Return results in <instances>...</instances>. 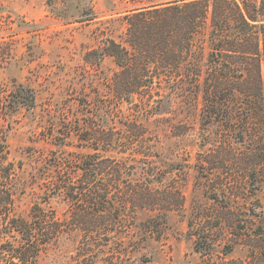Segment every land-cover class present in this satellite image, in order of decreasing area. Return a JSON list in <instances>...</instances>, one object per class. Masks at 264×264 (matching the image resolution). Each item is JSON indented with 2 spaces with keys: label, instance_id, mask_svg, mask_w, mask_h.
<instances>
[{
  "label": "rangeland",
  "instance_id": "374dc122",
  "mask_svg": "<svg viewBox=\"0 0 264 264\" xmlns=\"http://www.w3.org/2000/svg\"><path fill=\"white\" fill-rule=\"evenodd\" d=\"M130 6L129 0H0V185L11 193L12 213L30 218L39 203L65 225L76 214L92 222L118 218V239L129 248L139 242L148 264H201L195 246L204 232L216 263L246 260L249 248L237 244L231 233L248 227L254 236L264 223V175L253 186L236 166L214 168V157L231 161L250 151H243L244 145L214 151L221 140L215 127L200 123L201 97H173L158 107H148L137 96L133 103L118 101L114 58L85 61L107 39L125 43L126 24L117 19ZM205 47L207 54V41ZM19 85L34 90L33 108L17 102ZM139 136L134 145L129 141ZM94 155L97 166L84 170V161ZM106 158L121 161L122 171L94 173L101 167L97 159ZM87 177L89 189L110 193L107 203H90L84 194L77 201L69 198L70 184L82 192ZM64 183L68 190L60 188ZM138 186H152L164 195L178 190L183 206L167 211L160 228L144 231L141 223L157 213L134 208L127 194ZM134 217L137 223L130 230ZM80 242L78 232L63 235L41 255L40 264H75ZM227 246L233 250L225 256Z\"/></svg>",
  "mask_w": 264,
  "mask_h": 264
},
{
  "label": "trees",
  "instance_id": "16d2710c",
  "mask_svg": "<svg viewBox=\"0 0 264 264\" xmlns=\"http://www.w3.org/2000/svg\"><path fill=\"white\" fill-rule=\"evenodd\" d=\"M129 1L132 6L117 19L126 24L125 43L107 39L101 49L89 51L85 61L89 63L97 57L99 63L106 57L114 58L119 70L113 78V93L118 101L133 103L137 96L148 107L156 104L158 107L173 97L186 101L191 96L201 97L200 123L206 128L215 127L218 130L215 137L219 135L217 138L221 140L214 151H237L234 145H244L243 151H250L231 161L218 154L214 157V168L236 166L246 173V181L250 179L256 186L257 178L264 175V0ZM15 95L17 102L29 108L35 106L33 89L19 85ZM138 126L134 123L133 128L139 130ZM142 138H129V141L134 145ZM98 157L86 159L84 170L97 166ZM97 160L101 167L93 168L94 173L109 171L113 176L122 171L119 160ZM234 178L235 174L230 180ZM87 180L82 192L75 191V186L70 184L69 198L77 201L84 194L90 203H107L110 193L106 188L91 190L90 178ZM245 186L248 188L247 182ZM60 188L68 190L66 183ZM103 189L104 192L100 191ZM127 196L135 209L157 213L141 223V228L148 232L166 224V212L181 208L184 203L180 191L164 195L152 186L134 187ZM12 209L11 193L0 185V264H40L41 255L69 232L81 235L75 264L150 262L143 256L139 242L134 241L129 248L118 239L122 228L118 218L99 217L92 222L76 214L65 225L39 203L32 207L30 218L16 216ZM226 218L225 213L220 221ZM136 223L134 217L128 229H133ZM248 229L240 227L231 233L237 244L247 245L248 258L223 259L221 264H264V223L254 231V236ZM199 237L195 250L202 256L201 264H220L213 259L211 246L206 249V233ZM232 250L227 246L223 253L227 256Z\"/></svg>",
  "mask_w": 264,
  "mask_h": 264
}]
</instances>
